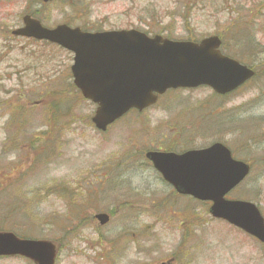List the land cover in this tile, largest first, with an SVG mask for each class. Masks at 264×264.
<instances>
[{"label":"rangeland","instance_id":"obj_1","mask_svg":"<svg viewBox=\"0 0 264 264\" xmlns=\"http://www.w3.org/2000/svg\"><path fill=\"white\" fill-rule=\"evenodd\" d=\"M227 1L234 6H226ZM241 7L245 12L238 11ZM253 7L260 5L252 0H60L48 7L42 0L0 3V231L60 243L58 264H264V248L255 240L213 219L207 204L176 197L144 160L149 150L203 149L222 136L234 157L254 165L228 198L255 203L264 216L262 64L253 82L227 98H217L209 88L170 94L157 107L129 114L101 134L91 124L95 108L90 103L79 98L62 107L74 97L71 55L10 37L31 15L49 28L72 23L87 31L136 29L177 41L227 34L226 48L232 50L230 26L251 19ZM249 23L251 28L255 24ZM257 30L252 29V39L260 38ZM246 47L245 41L236 45L238 57L255 62ZM55 90L66 98H58ZM57 102L61 118L53 127V146L47 145L53 158L42 148L30 171L37 156L24 145V137L46 142L36 136L52 127L45 121ZM20 115L26 122L9 123ZM70 121L76 123L67 132ZM234 124L238 133L228 134ZM13 181L20 183L13 186ZM100 213L111 215L105 227L95 220ZM0 264L29 263L5 258Z\"/></svg>","mask_w":264,"mask_h":264},{"label":"water","instance_id":"obj_2","mask_svg":"<svg viewBox=\"0 0 264 264\" xmlns=\"http://www.w3.org/2000/svg\"><path fill=\"white\" fill-rule=\"evenodd\" d=\"M55 0H44L45 3ZM24 26L13 35L49 41L74 54L72 75L83 96L97 105L93 123L107 128L130 110L139 112L157 103L173 89L208 86L216 93H230L255 73L221 54L217 36L199 43L154 38L136 30L87 33L59 25L43 27L25 16ZM146 158L180 195L211 202L210 214L225 220L264 243V217L259 208L226 196L250 173V166L235 160L223 144L182 155L150 151ZM101 226L109 216H96ZM22 256L35 264H55L57 250L46 241L20 240L0 233V257ZM162 264H171L162 263Z\"/></svg>","mask_w":264,"mask_h":264},{"label":"trees","instance_id":"obj_3","mask_svg":"<svg viewBox=\"0 0 264 264\" xmlns=\"http://www.w3.org/2000/svg\"><path fill=\"white\" fill-rule=\"evenodd\" d=\"M242 1V0H241ZM248 0H244V2H247ZM252 1H254V2H258V5H260V7H257V8H252L250 11L252 12V14H253V16H252V18L251 19H246V18H243L242 20H239V21H235V23L234 24H232L231 26H230V31L228 32V34H230L232 37H231V39H230V44L232 43V50L230 49V50H228L226 47H229V43H228V37H227V34L226 35H224L223 36V40H224V42H223V51L227 54V55H229V56H231V57H233V58H235V59H238V60H240V61H243V62H247V60H244V59H242V58H239L238 57V52L237 51H235V47H236V45L237 44H241L242 42H246L247 44H248V47H246L245 49L247 50V52H249L250 54H252V58H255L256 60H255V62H253V63H248V64H250L251 66H255L254 67V69L257 71V77L259 76V71H258V65L260 64H262V66H264V48L262 47V41H261V37H264V12H262L261 13V16H259V12L260 11H262V7H263V5H264V0H252ZM238 4V3H237ZM226 6H234V4H233V2H229V1H227L226 2V4H225ZM48 7V6H47ZM227 9H229V8H227ZM231 9V8H230ZM238 11L239 12H245V8L244 7H241V8H238ZM238 14H240V13H238ZM255 16V17H254ZM36 18V17H35ZM250 20H252L255 24H253V27L251 28V24L249 23V21ZM256 23H258V24H256ZM70 25H74V24H72V23H70ZM82 28L84 29V30H87L86 29V26H82ZM260 28V29H259ZM252 29H258L257 30V33H260L259 34V36H260V38L259 37H256V36H254V38L252 39V37L251 36H253V31H252ZM233 30V31H232ZM38 43L37 42H35V41H33V40H30V41H28V45H37ZM42 45L44 46V47H46V48H50V45H48L47 43H42ZM70 87H71V90H72V92H73V94H74V97L71 99V98H66L62 93H60V91L59 90H55L56 91V96L58 97V98H66V101H67V104H69V105H66V106H62L63 107V109H66L67 107H71L72 106V102H74V104H75V102L77 101V100H80L79 98H81L80 97V93L76 90V88L72 85V83H70ZM172 94H174L173 92H172ZM175 94H178V93H175ZM81 102H83V100H80ZM61 106V103H59V102H57V103H54V105H53V108H54V112H53V114L54 115H51L52 116V118L50 119H47L46 121H45V123H53V125H52V129L51 128H49V129H47V128H45L38 136H36V139L38 140L39 138H41V137H43V140H46V142H41V143H39V144H37L33 139H32V137H29V136H27V135H25V137H24V145H28V147L30 148V150H31V152L34 154V155H36V153H38L39 152V150H41L42 148H44V147H46V149H47V152H46V154H44V155H46V156H48L49 157V159H52L53 157H51L52 156V153L53 152H50V151H48V148H47V145H49V147H51V145L52 144H54V139L56 138V135H54V125H55V123H56V121H58L59 120V118H61V116L59 115L60 114V111H59V107ZM67 111H69L70 112V115L72 114V108L70 109V110H68L67 109ZM69 115V116H70ZM138 115V114H137ZM214 115H216V114H214ZM23 115H20V117L18 118V119H13V117H11V119L9 120V123H19V124H22V123H24V122H26V119H22L21 117H22ZM57 117H58V119H57ZM70 122H72L71 124L70 123H67V125H66V128H65V131H67V132H69V131H71V129H72V127L74 126V124L76 123V122H74V121H70ZM232 122V121H231ZM234 122V121H233ZM229 123V122H228ZM227 123H225V124H222V127L224 126V125H226ZM235 125V124H234ZM222 127H220V128H222ZM231 127V129H229V131L230 132H228V134H234V132H236V133H238V131H237V129H238V126L237 125H235V127L233 126V125H231L230 126ZM242 127V126H241ZM240 128V127H239ZM51 129V130H50ZM72 131H73V129H72ZM21 135V133L20 132H18L17 133V137H19ZM217 135V134H216ZM223 138L224 137H222V136H220V137H218V142H222V140H223ZM53 146V145H52ZM166 150H171V149H166ZM49 155H51V156H49ZM37 156V155H36ZM40 156H42V155H40ZM40 156H37L36 157V159H32L31 161H32V163H31V168H30V171H31V169L33 168V167H35L36 165H37V163H38V160H37V158L38 157H40ZM47 161L49 160L47 157L45 158ZM145 160V159H144ZM146 161V160H145ZM146 164L148 165V167L151 169V165L148 163V161H146ZM28 173H26V175H27ZM20 182H13L12 183V185L14 186V185H17V184H19ZM11 185V186H12ZM174 194H175V196L177 197V195H176V193L174 192ZM174 194H173V196H174ZM82 222H85L84 220H81ZM81 224V223H80ZM79 224V225H80Z\"/></svg>","mask_w":264,"mask_h":264},{"label":"flooded vegetation","instance_id":"obj_4","mask_svg":"<svg viewBox=\"0 0 264 264\" xmlns=\"http://www.w3.org/2000/svg\"><path fill=\"white\" fill-rule=\"evenodd\" d=\"M172 151V150H171ZM186 152V151H185ZM182 153H184V152H182ZM182 153H179V154H182ZM250 166H251V170H253L254 169V165L252 164V163H249V162H247ZM180 198H186V199H188V197H183V196H180ZM238 232V231H237ZM239 233L240 234H244L242 231H239ZM245 236L247 237V235L245 234ZM251 239H253V238H251ZM255 240V239H254ZM257 242V244L259 245V247L260 248H263V246L264 245H262L261 243H259L258 241H256Z\"/></svg>","mask_w":264,"mask_h":264}]
</instances>
